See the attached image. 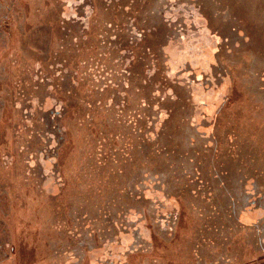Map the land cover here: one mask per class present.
Instances as JSON below:
<instances>
[{
  "label": "rangeland",
  "instance_id": "374dc122",
  "mask_svg": "<svg viewBox=\"0 0 264 264\" xmlns=\"http://www.w3.org/2000/svg\"><path fill=\"white\" fill-rule=\"evenodd\" d=\"M53 1L43 0L46 12ZM64 1L61 0V3L63 4ZM117 1L98 0L100 6H97L95 0H88L89 5L92 4L88 12L86 11L85 22L77 21L70 35L64 34L55 23L47 22L49 15L44 12L39 16L41 18L39 24L45 23L44 30L50 37V46L45 49V57L38 53L30 55L27 59L18 52L16 56L18 66L13 70L12 75H9L14 91H17L14 96L18 100H22L24 95L17 89L24 88L23 85L30 82V88L34 89L42 85L57 86L56 96L64 105V113L60 121L66 125L67 135L59 157L61 189L55 205L51 208L55 220L60 222V233L57 236L62 251L70 250L74 255L75 251L85 249V245H98L100 238L98 237V241L94 238L104 234L102 231L108 230L107 227L110 226L109 216L105 214L108 210L102 207L116 205V198H127L124 193L129 190L130 179L134 178L139 170L147 168L157 171L160 175L162 172L168 177L172 194L171 192L167 194L169 197L176 196L180 206L177 212L178 221L173 225L172 230L165 232L162 239L156 234L155 239L161 243L159 245L154 243L153 251L148 249L149 263L159 264L161 261L164 264H208L216 258L213 253L215 250V253H221L217 255L218 257L225 258V263L230 261L231 264H264V251H262L264 243H261L262 240L257 237L256 229L244 227L239 220L229 223L225 219V210L222 209L225 201L220 203L221 195H217L214 191L217 187L212 190L214 193L212 201L207 199L208 192H203L206 188L214 187L218 182V176L224 173V169L228 174L230 171L234 173L235 170L240 172L239 167L242 166L245 171L253 175L255 183L264 194V0H217L216 5L220 6V12L226 13L225 17L234 21L232 27L242 28L251 43L247 41L246 48L242 51L238 47L235 51L227 50L228 45L222 46L221 64L228 70L231 81L214 129L218 138V150L216 153L208 151V155L201 153L197 155L200 159L192 157L193 161L187 155L178 152L172 146L175 143L159 140L150 149V145L143 143L137 135V128L144 127L145 123L141 121L142 116L140 120L136 112L138 109H133V106L139 99L152 97V93L150 96L147 90L151 80L153 83L155 81L162 85L170 83L164 73L160 72L158 61L159 45L169 40L166 38L168 31L163 29H157L152 33L144 31V37L142 36L143 40L140 43L129 44L128 40L126 41L128 28L126 23L129 20L134 22L139 14L144 21L146 10L143 7L140 10L138 6L134 9L131 0L126 2V5L124 3L126 0L118 3ZM135 1L140 2V0ZM29 2L32 4L34 0ZM228 5L232 9L234 7L233 12L236 10L234 17L228 16L226 10ZM253 24L254 31L260 37L262 34L263 38H253L256 35L252 31ZM66 33H68L67 30ZM114 40L122 43L118 51L122 54V68L120 70L118 67V75L122 78L128 76L134 80V83L138 84L135 86H138L139 91L136 89L129 91L126 104H123V98L120 96L117 103L113 101L111 107H108L106 102L113 100L112 92L118 88L114 87L111 80H103L102 75L117 72L115 67L111 72L110 69L106 72L102 68L104 63L108 65L112 59L100 46H108V44L111 46ZM28 52L34 53L32 50ZM228 52L227 56L223 55ZM128 55L131 61L125 67L124 56L127 58ZM55 59H58L61 70L67 66L72 71L69 84L71 86H67L65 90L60 86L61 75L56 76L59 70H54V67L58 65L57 62L53 64ZM228 72L224 70L227 76ZM72 77H75L76 86L72 85ZM93 81L105 83L93 86ZM31 83H33L32 87ZM181 86L184 87V85ZM154 93L158 96L159 103L165 102L163 97L167 94L160 91L156 93V90ZM146 105L141 101L137 106L143 107L146 111ZM8 110L7 120L12 121L10 130L14 140L12 148L14 164L10 175L12 173L16 175L17 172H22L21 168L24 165L27 169L28 163L32 167L42 164L40 155L45 152L48 144L46 142L42 144L39 140H42V133L43 136L48 137V135L45 129L42 131L39 128L37 121H34L37 126L31 125L29 121V133L22 141L19 139L20 141L15 142V135L22 134V130L25 129L24 116L27 117V114L22 115L19 112L18 116L12 108L9 107ZM20 117L23 118V124L20 119L18 120ZM36 118L37 116L32 120ZM166 122L167 120H164V123ZM180 143L183 147L186 146L185 141ZM38 150L41 151L37 153ZM32 170V168L28 169L27 173H22L23 176L20 173L22 181L30 188L28 190V187L22 183L21 187L26 188V195L51 200V196L47 194L48 191L42 189V186L41 190L33 186L38 180L32 177L33 173L30 172ZM211 171L214 173L211 174ZM15 183L19 186L20 181L16 180ZM16 186L12 187L11 193L14 196L19 194L24 196L21 188L18 190ZM239 186L242 188V184L239 183ZM133 192L135 193V189ZM239 197L240 194L237 195V198ZM135 198L140 200L138 194L129 199L134 201ZM158 200L156 198L151 200L149 208L144 209L146 225L151 230L157 224H151V221L153 223V220L157 219L153 213L159 212L161 208ZM153 201H157L156 205ZM241 202L238 201L234 206H238L235 208L236 217L240 214L241 205L238 204ZM28 206L30 212L36 209L32 200L28 201ZM193 209H197L198 212L196 213ZM37 210L43 216L48 213L47 207L37 208ZM95 211L96 217H93V213L89 212ZM202 211L207 215L206 221L196 216H200ZM84 213H87V216ZM212 217L213 220L210 219ZM45 220L44 226L48 227V218ZM50 229H46V232L48 233ZM151 233L154 238V232L151 231ZM66 246L72 247V250L67 249ZM202 249L205 250L202 252ZM199 253L206 260H200L202 256L199 257ZM139 254H131L128 257L130 264H136L137 260L146 262V257H143L145 254ZM62 264L66 262L63 261Z\"/></svg>",
  "mask_w": 264,
  "mask_h": 264
},
{
  "label": "trees",
  "instance_id": "16d2710c",
  "mask_svg": "<svg viewBox=\"0 0 264 264\" xmlns=\"http://www.w3.org/2000/svg\"><path fill=\"white\" fill-rule=\"evenodd\" d=\"M120 1L118 0L117 3ZM128 1L130 2V0L124 2L125 5ZM131 1L134 9H136V6L140 10L143 7L146 12L144 21L141 20L139 11V16L135 17L134 22L129 20L126 23L128 25L126 41L128 40L129 44H138L143 40L144 31L145 33H152L157 29L168 31L166 38L169 39L165 41L166 43L159 45L158 61L160 72L164 73L170 83L162 85L155 81L153 83V80H151L152 82H150V87L147 90L150 96L152 93V97L139 99L133 106V109H138L136 112L140 120L142 116L143 120L141 121L145 123L144 127L137 128L138 137L143 143H148L150 149L159 140L175 143L172 146L182 155H187L192 161L194 159L192 157L200 159L197 158V155L201 153L205 155H208V151L216 153L218 150V138L214 132L216 119L231 81L228 70L221 64L222 46L228 45L227 50L233 49L235 51L238 47L242 51L246 48L247 41L251 43L250 38L242 31V28L232 27L234 21L227 18V16L225 17L226 13L222 12V14L220 12V6L217 7L216 5L217 0ZM95 3L100 6L98 0H95ZM91 4L88 7L91 8ZM233 9L228 5L226 9L228 16L233 15L234 17L236 10L233 12ZM218 28L220 29L218 30ZM254 28L253 24L252 31L255 30ZM254 32L256 33V31ZM253 38L263 37L262 34L260 37L256 33ZM121 44L118 40H114L111 46L109 44L108 46H100L103 52H107L112 59L111 65L104 63L102 68L108 67L111 72L112 68L115 67L117 72L102 75L103 80H111L114 87L118 88V90L112 92L113 100H109V103L106 102L108 107H111L113 101L117 103L120 96L123 98V104H126L128 94H130L129 91L132 89L139 91L138 86H135L138 84L134 83V80L128 76L122 78L118 75V67H120V70L122 68V54L118 53ZM228 54L229 52L227 54L223 53L226 56ZM124 58V66L126 67L131 60L129 55L127 58L124 56ZM222 69L228 72V76L224 74ZM113 76L115 77L113 78ZM90 81L92 82V79ZM181 81L183 82L180 84ZM93 83V86H96L105 82L93 81ZM72 85H75V77H72ZM181 85H184V87ZM154 90H156V93L160 91L167 94L163 97L165 99L164 103L158 102V96L154 93ZM141 101L147 104L146 111L143 107L137 106ZM164 120H167V122L164 123ZM184 141L186 143L185 147L180 143ZM179 146L180 148H177ZM142 150L145 151L146 149ZM239 168L247 181L253 182L254 187L250 191L253 202L264 201V194L258 184L255 183L253 175H246L245 168L242 166ZM160 173L161 175L157 171L147 168L139 170L128 183L130 188L128 186L127 198H131L135 194H138L141 200L146 201L155 198H168V194L171 192L168 177L162 172ZM216 187L217 192H222V196L227 201L229 190L226 184H215L213 189ZM134 189L135 193L133 192ZM223 201L221 200V202ZM222 209L225 210V215L230 213L233 215L232 206L228 202H225ZM248 210L249 208L245 206L241 207L240 214L237 216L238 219L240 220L243 215H246ZM124 223L127 227L131 224V220H125Z\"/></svg>",
  "mask_w": 264,
  "mask_h": 264
},
{
  "label": "crops",
  "instance_id": "0c3cea01",
  "mask_svg": "<svg viewBox=\"0 0 264 264\" xmlns=\"http://www.w3.org/2000/svg\"><path fill=\"white\" fill-rule=\"evenodd\" d=\"M23 3V6L29 10V16L30 19L27 20L24 28L23 33L18 30L15 26L11 25L9 21H7L6 29L9 33L10 40H9V48L0 54V62L8 61L10 59L9 57L12 55V53H16V56L18 52L20 53V45H22V55L26 56L27 59L30 55H36L38 53H41L43 57H45V44L43 46H39L34 44L32 40L28 37V34L30 33L31 29L41 22V18L39 17L42 13H40L39 9L41 10L42 4L39 1L32 2L30 4L29 0H21ZM45 26L43 25L40 29V34L44 32L45 34ZM73 29V27H72ZM44 30V31H43ZM58 31V30H57ZM64 34H67L66 31ZM69 38V37H68ZM21 43V44H20ZM32 45V48H31ZM50 46V41H49ZM28 50H32L34 53L28 52ZM54 67V70H59V73L56 74V76L61 75V85L64 90L67 86H71V69L67 66H64L66 68H63L61 70V67L59 65L58 59H55L53 61V64L56 63ZM18 66V62L6 64V70L9 75H12V72L14 69H16ZM53 68V66H51ZM109 69L108 67H105L104 70L107 71ZM53 70V71H54ZM61 70V72H60ZM31 72V69H30ZM29 72V73H30ZM70 78V79H69ZM69 79V80H68ZM29 83H26V85H23L24 88L21 87L17 90H21L22 94L24 95L22 100H18L14 95H16L17 91H14V87L9 81V83L6 84V86L11 90V99H8L6 104V109L8 110L9 107L14 110L15 106L17 105L18 101H28L30 102L31 99H34V101L37 104V107L42 108L43 110L47 108H51L53 104L59 105L63 107L62 101L56 96V87L55 85H48L47 87L45 85H42L41 87H35L30 88ZM77 84L75 83V86ZM33 86V83H31V87ZM62 90V89H61ZM62 90V91H64ZM45 99V100H44ZM44 100V101H43ZM55 100V101H54ZM64 108V107H63ZM9 111V110H8ZM2 119H0V218L3 219L4 224L7 228L6 232H3L2 229H0V245H4L3 241L8 242V246L5 245V250H0V264H51V261L55 259L53 257V253L50 251L49 245L53 247L54 245H61L60 241L58 240V234L60 233L61 226L59 222L52 223L45 227L44 223H46L42 217L38 218L37 215V208L39 206H49L52 207L55 203V200H46L45 198H38V197H29L26 195V188L23 189L22 183L27 186L28 190H30L29 186L26 185L24 181H22V177L20 176V173H27V170L31 169L29 165H24L21 169L22 172H17L18 174H11V171L13 170V161H12V148L14 140H12V121H4V123L1 125ZM27 126V130H28ZM45 129V128H44ZM46 131V129H45ZM47 136H43V140L49 143L48 140H51V137L53 136L50 131H46ZM29 133V130L28 132ZM15 142H18L20 140L15 139ZM39 142H42V140H39ZM44 142V141H43ZM62 147L60 145H57L55 150L53 149L54 155L57 160V164L59 165V157L61 154ZM59 151V152H58ZM57 152V153H56ZM42 154V153H41ZM29 164V163H28ZM40 167L42 168L43 165L41 164ZM24 170V171H23ZM37 170H32V177L38 180L35 185L38 187V190H41V184L39 176L36 173ZM35 173V174H34ZM23 176V174H22ZM12 179L9 181V179ZM29 178V177H28ZM7 180V181H6ZM19 180L20 184L19 186H16L15 181ZM17 187L19 190L21 188V191L24 192V196H14L11 193L12 187ZM24 186V185H23ZM45 188V186H42V189ZM54 187H52L53 189ZM61 189L60 184L54 188V191H56V194L52 193L51 198L55 199L59 195V190ZM211 189V190H210ZM51 190V189H50ZM205 192H208L210 190V193L207 196V199L210 201L213 200L212 193L213 188H206ZM215 192H217V188L214 189ZM128 193V191H127ZM127 193H124L127 195ZM172 194V190H171ZM173 197H168L164 199H157L158 202L161 204L160 211L155 212L153 214L156 215V220H153V223L151 221V224H155V226L152 227V230L149 229L146 225V219H145V208H149L150 199L148 201L146 200H140L138 201L136 198L133 200L129 198L120 199L116 198V205H106L102 208L107 209L106 215L108 214L109 223L110 226L107 227L108 230L102 231L104 234H100L94 238V240L99 241L98 245H92V246H86L85 249H82L80 251H75L74 255H72V264H130L129 262V256L131 254H145L143 257L145 258L146 262H141L142 260H137L136 264H152L149 263V253L150 251H153L155 248V245H159L161 241H158L156 236L160 239L164 238L165 232L171 231L173 225H175L178 221V211L180 209V206L178 204V201H176L178 198H175L176 196L172 195ZM58 199V198H57ZM114 199V198H112ZM33 201V206L36 208L33 212H30L28 201ZM104 200H108L107 198H104ZM154 200V199H153ZM5 201H7V206L9 207V212H4L5 207ZM122 201V202H121ZM143 201V202H141ZM208 202L207 200H205ZM163 202V203H162ZM191 202V201H190ZM104 203V202H103ZM153 203H157V201H153ZM158 203V204H159ZM210 203V202H208ZM221 203V201H220ZM103 209V210H104ZM176 209V211H175ZM196 213L198 212L197 209H193ZM93 213V217H96V211L95 212H89ZM149 214V212H147ZM87 214V213H86ZM84 213V215H86ZM87 216V215H86ZM152 216V214H151ZM198 219H203L206 221V213L204 211L201 212L200 216L196 215ZM233 215L227 214L225 215V219L230 223L234 220L232 217ZM153 217V216H152ZM131 220V224L125 226V220ZM213 220V217L210 218ZM241 221H246L247 218L245 215L240 219ZM44 222V223H43ZM59 224V225H57ZM52 228L51 232H46V229ZM111 228V229H110ZM56 229V233H55ZM114 230V231H112ZM50 231V230H48ZM151 231H153L155 235L154 238L151 236ZM157 234V235H156ZM99 237V238H98ZM98 238V239H97ZM159 239V240H160ZM58 240L59 244H55V241ZM58 241H56L58 243ZM208 243V242H207ZM205 243V244H207ZM151 247V248H147ZM70 247H68L69 249ZM72 248V247H71ZM147 249V250H146ZM150 251H149V250ZM109 251V253L106 255L105 252ZM205 250V249H204ZM202 249V252L204 251ZM214 256L216 257L213 259L212 262L208 264H231L230 261L228 263H225V258L218 257L217 255H221V253H215V250L213 251ZM139 254V255H140ZM200 254V253H199ZM198 256H202L201 254ZM210 254V253H209ZM105 255V256H104ZM197 254H195L196 256ZM211 255V254H210ZM141 258V257H139ZM142 259V258H141ZM57 260V259H56ZM200 260H206L204 256L201 257ZM197 261V258H196ZM205 262V261H204ZM159 263V262H157ZM159 264H164L160 261ZM205 264V263H204Z\"/></svg>",
  "mask_w": 264,
  "mask_h": 264
},
{
  "label": "flooded vegetation",
  "instance_id": "af4514ba",
  "mask_svg": "<svg viewBox=\"0 0 264 264\" xmlns=\"http://www.w3.org/2000/svg\"><path fill=\"white\" fill-rule=\"evenodd\" d=\"M37 1H40L42 4L40 13H42L41 15H43V13L46 12V6H44L43 0H37ZM87 4L89 5L88 0H65L63 4L61 3V0H54L52 2V5L49 7V10L45 13L49 15L47 17V22L55 23L59 29L63 30L64 33L67 30L68 32L67 34L70 35V32L72 31V27L76 25L77 21H80L82 23L85 22L84 18L86 17V14L90 9V7H88ZM28 11L29 10H27L23 6L21 0H0V54L6 51L9 48V44H10L9 43L10 36L5 27L7 21H9L11 25L15 26L16 28H18L19 31H21V33H23V28L27 20L30 19V16L28 15L29 14ZM43 25H45L44 22L42 24H36L31 29L30 33L28 34V37L32 40L34 44H37L39 46L45 44V46L48 48L50 41V37L48 33L45 32L44 34L43 32L42 34H40L39 32ZM22 48H23L22 45H20V52L22 51ZM9 58L10 59H8V61H4L2 63L0 62V119H2L1 125L4 123V121L8 119L7 116L9 115V113L5 107L8 99H11V95H10L11 90L6 86V84L9 83L10 81L9 79L10 76L6 70V64L16 63V59H17L16 53H12V55ZM14 106H15L14 111L18 116H19V112L22 115H24V113L27 114V117L24 116L26 121L24 122V124L22 122L23 118L21 117L18 118V120L20 119V122H22L23 126H25L24 127L25 129L22 130L23 132L22 134L19 133L18 135H15L16 139L18 140L21 139L22 141L24 137L27 136V126L29 121H31V125L35 124L36 126L37 124L34 123V121H37L39 123L38 126L39 128H41L42 131L45 128L46 131L47 130L50 131L51 134L53 135L51 137V140L50 141L48 140L49 143L48 146L46 147L45 152L42 153L43 158L42 155H40L41 156L40 159L42 160L41 162L43 167L41 168L40 165H36V167L30 166V168H32L33 170L38 169L36 173L41 171L37 174L39 178H41L40 183L38 184L45 186V188L43 189L48 191L47 194L52 196V193L55 192L54 194H56L54 188H56L60 184V180L62 178L60 172V164L59 165L57 164V160L54 155L53 149L55 150L57 145H60L62 147L63 144L64 146L65 143L63 141H66V135H67L66 125L62 124L60 121L62 119L61 115L63 116L64 113V108L59 106L58 104L57 105L53 104L51 108L49 107L45 109L46 111L43 112L41 108L39 109V107H37V104L34 101V99H31L29 103L28 101H21V102L18 101L17 105ZM35 116H37V118L35 120H32ZM11 136L13 138V135ZM45 142H46L45 140L43 142V133H42V144ZM40 151L41 150H38L37 153H39ZM212 173H214V171H211V174ZM247 174H249V171L246 172V175ZM217 180L218 182L215 184L220 185V182L221 184H226L229 190L227 201H225V198L222 196L223 195L222 192H217V195H221L220 196L221 200L228 202L230 206H232V210H233L232 217L234 218V221L239 220L238 217L235 216V208L238 206L234 207V205H237L236 203L238 201L239 202L242 201L241 204L238 205L239 206L242 205L241 207L245 206L246 208H249V210L247 211L246 214L247 220L244 223L241 222L240 220L239 222L243 224V226L246 228L254 227L257 232V237H260V240H262L261 243H264V201L255 203L251 199L252 193H250V191L252 187H254L253 182L247 181L245 175L236 170L234 173L230 171L228 172V174H226L225 169H224V173L218 176ZM239 183L242 184V188L239 186ZM52 187L54 188L52 189ZM238 194H240L239 198H237ZM256 198L255 200L258 201ZM50 199L55 201L57 200V198L55 199L50 198ZM54 205L55 203L53 204V206ZM6 206H7V201H5L4 212L6 211L9 212V207ZM49 206L48 207L44 206L47 207L48 209V213L45 216L41 215L39 211L37 212V215L39 216L38 218L42 217L45 222H46L45 219L48 218L47 224L50 225L52 221L54 223H57L59 222V220L58 221L55 220L54 217L55 215L51 213L52 207ZM41 207L43 206H39V208ZM0 229H2L3 232L7 231L4 221L1 218H0ZM51 229L49 232L52 231ZM55 233H56V229H55ZM3 243L6 247L8 246V242L3 241ZM55 244H57L56 241ZM4 245H0V250L6 249ZM49 248L51 249L50 251L54 255L53 257H55V259L51 261V264H62L63 261H65L66 264H72V251L70 250L62 251L61 245H54L53 247L49 245ZM63 248L66 249L67 246L66 248L65 247ZM262 248L264 249V245L262 246ZM69 249H71V247ZM108 253L109 251L107 250L105 254L107 255ZM62 255L64 259L61 258Z\"/></svg>",
  "mask_w": 264,
  "mask_h": 264
}]
</instances>
